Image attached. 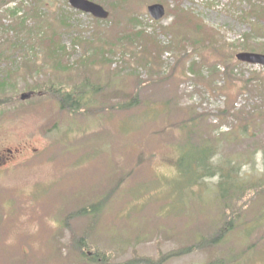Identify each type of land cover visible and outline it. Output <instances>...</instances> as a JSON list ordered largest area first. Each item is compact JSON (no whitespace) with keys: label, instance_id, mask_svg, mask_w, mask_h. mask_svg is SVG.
<instances>
[{"label":"rangeland","instance_id":"374dc122","mask_svg":"<svg viewBox=\"0 0 264 264\" xmlns=\"http://www.w3.org/2000/svg\"><path fill=\"white\" fill-rule=\"evenodd\" d=\"M92 1L109 16L69 0L0 5L6 94L83 73L99 86L76 111L52 94L0 109V150H12L0 167V264H93L80 250L110 253L107 264L156 258L208 239L224 214L229 235L163 264H264V192L252 185L264 177V66L235 58L264 53V0ZM178 3L225 42L193 44ZM207 165L215 175L198 179Z\"/></svg>","mask_w":264,"mask_h":264},{"label":"trees","instance_id":"16d2710c","mask_svg":"<svg viewBox=\"0 0 264 264\" xmlns=\"http://www.w3.org/2000/svg\"><path fill=\"white\" fill-rule=\"evenodd\" d=\"M9 1L10 0H0V5H4ZM9 11L13 15L16 13L15 10H9ZM174 12L176 14V21L180 19L184 21L185 24H191L190 25L191 28H194V30L197 32L198 37L194 41H192L193 44L200 43L204 46H207V44L205 43L209 41H211L212 43L210 45L217 43V41L225 42V40L223 39L224 36L220 34L218 31H216L217 28L207 29L205 23L198 16L193 14L191 10L182 8L180 4L178 3V9H176ZM258 17L264 19L263 13L261 14L259 13ZM1 21H2V16L0 15V23ZM138 33L140 35L145 36L146 39L149 40L147 35H145L142 31H138ZM5 38L7 37H4V39ZM227 45L231 46V43ZM182 46L183 44L181 43L178 45V47H182ZM155 48L160 49V47L156 44H155ZM193 48H195V46ZM53 53H55V50L53 51ZM84 58H88V56L85 54ZM65 63L67 64V62ZM34 66L35 65H33V67ZM31 67L32 65H30L27 61H24V62H21L19 69L20 71H26V73H29L31 72ZM39 67L40 65H37L36 68H39ZM10 73H12V71H10ZM26 75L27 74H24L23 77L26 78ZM33 82H34L33 84L28 83L25 90H30V91L40 93V96L38 98L47 96L46 94H49L50 92L53 97L56 96L55 98L59 106L69 111L80 110L84 106H87V104L91 101L93 97L92 95L95 94L96 91L99 89L98 84L93 83L90 80V77L86 73H83L82 78L79 81H76L70 84L64 83L62 80H58L54 82V81H51L50 78L46 79V81L40 79L38 81H33ZM9 84L13 88L15 87L14 82L7 83L6 81L0 79V90H2L0 91L1 92L0 93V109L4 108V106L10 104L11 102H15L18 100L19 91H15L13 94L5 93V89L8 87ZM134 102H135V98H132V99H129L127 102L121 104L120 106L127 108V107L132 106ZM225 112H226L225 110L220 111V113H225ZM205 172L206 173L209 172V174L211 175L215 173L216 171L214 170L212 166H210L202 173H205ZM252 185L257 190V192H264V177L258 181L252 182ZM221 191L223 194L226 193L224 188H222ZM86 212H88L87 208L81 209L79 213H86ZM231 224H233V219L225 220L223 225L221 224L222 226L218 227L217 230L212 235H210L208 239H206V237H202L194 244L181 248L179 250H172L166 253L159 252L158 257L156 258L150 257V256H139L137 254H133L131 258L125 260L124 262L120 264H141V263L142 264H163L165 260H167L168 258L174 255H182L184 253L191 252L193 250L202 248L203 246L207 244H213L215 242H219V238L221 237L222 239L223 236L227 234V232L231 229L230 227ZM82 241L83 239L80 238L78 242L80 243ZM82 255L86 256L87 254L85 253V251H82ZM110 255H111L110 253L108 254L104 252L93 251L90 254H88L87 260L93 263L107 264L110 260V257L112 256ZM202 264H218V262H217V259H215V260L202 263Z\"/></svg>","mask_w":264,"mask_h":264},{"label":"water","instance_id":"95a60500","mask_svg":"<svg viewBox=\"0 0 264 264\" xmlns=\"http://www.w3.org/2000/svg\"><path fill=\"white\" fill-rule=\"evenodd\" d=\"M69 2L74 8L91 13L95 17L105 18L108 16V12L101 5L90 0H69ZM148 12L154 19H160L164 15L165 10L162 4L154 3L148 6ZM236 57L241 61L264 65V54L261 53L239 52L236 54ZM29 96V93L21 94L22 99Z\"/></svg>","mask_w":264,"mask_h":264},{"label":"flooded vegetation","instance_id":"af4514ba","mask_svg":"<svg viewBox=\"0 0 264 264\" xmlns=\"http://www.w3.org/2000/svg\"><path fill=\"white\" fill-rule=\"evenodd\" d=\"M7 152H11V150L7 149ZM5 159H6L5 155L2 152H0V164H2L5 161Z\"/></svg>","mask_w":264,"mask_h":264}]
</instances>
